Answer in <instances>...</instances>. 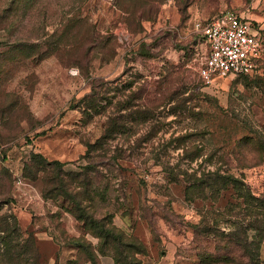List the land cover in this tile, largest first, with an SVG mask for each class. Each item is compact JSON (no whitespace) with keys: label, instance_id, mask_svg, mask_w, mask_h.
Here are the masks:
<instances>
[{"label":"rangeland","instance_id":"374dc122","mask_svg":"<svg viewBox=\"0 0 264 264\" xmlns=\"http://www.w3.org/2000/svg\"><path fill=\"white\" fill-rule=\"evenodd\" d=\"M228 10L264 44V0H0V218L26 240L19 264H88L97 246L120 264L244 261L223 240L243 199L207 181L264 193L244 141H264V70L205 84L195 30Z\"/></svg>","mask_w":264,"mask_h":264},{"label":"trees","instance_id":"16d2710c","mask_svg":"<svg viewBox=\"0 0 264 264\" xmlns=\"http://www.w3.org/2000/svg\"><path fill=\"white\" fill-rule=\"evenodd\" d=\"M248 76V75H244ZM254 145L258 150L264 153V141L259 138H247L244 140ZM38 155H34L37 157ZM42 158V156H39ZM46 161V160H45ZM59 163L53 161L50 163ZM50 163L47 162V165ZM61 164V163H59ZM208 186H212L214 189L233 188L239 198L244 202V225L241 227L236 226L235 232H230L225 240L224 249L228 248V252L237 246L241 250V256L244 257V261L238 258L231 257L228 253L225 255H218L212 257L213 262H235L238 264H264V260L261 258L260 250L264 241V193L257 194L253 189L239 177L233 174L219 175L215 174L213 179L207 181ZM204 183V181H201ZM220 186V187H219ZM13 220H16V216H11ZM234 224V223H233ZM235 225V224H234ZM19 227L11 226L10 222L0 218V264H19L22 262L24 255L22 251L26 249L24 239H17L16 233L19 234ZM243 232L242 236L239 232ZM20 235V234H19ZM90 262L92 264H99V255H108L112 258L113 254H110L103 247H95L93 253H90ZM97 257V259H96ZM231 257V258H230ZM120 264L119 261L114 260ZM35 264H44L40 262L39 255L36 256Z\"/></svg>","mask_w":264,"mask_h":264},{"label":"built area","instance_id":"2783aa9c","mask_svg":"<svg viewBox=\"0 0 264 264\" xmlns=\"http://www.w3.org/2000/svg\"><path fill=\"white\" fill-rule=\"evenodd\" d=\"M195 30L204 36L207 54L198 72L205 84L220 77L253 74L264 53L260 30L238 12L228 10L207 21H197Z\"/></svg>","mask_w":264,"mask_h":264},{"label":"crops","instance_id":"0c3cea01","mask_svg":"<svg viewBox=\"0 0 264 264\" xmlns=\"http://www.w3.org/2000/svg\"><path fill=\"white\" fill-rule=\"evenodd\" d=\"M240 14V13H239ZM242 17H244V19L251 21L252 20L249 17L243 16L242 14H240ZM261 29H263V27H261ZM264 65V53L262 55V58L259 60L258 63V67L256 69V71L253 74H261L262 71L264 70L263 68H261V66ZM111 262V263H110ZM118 264L114 261V259L111 256L108 255H99V264ZM88 264H92L91 262H89Z\"/></svg>","mask_w":264,"mask_h":264}]
</instances>
